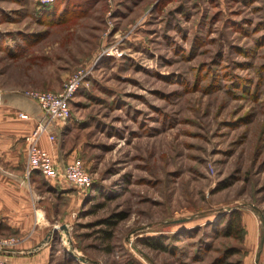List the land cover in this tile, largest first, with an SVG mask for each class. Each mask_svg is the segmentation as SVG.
Masks as SVG:
<instances>
[{
	"label": "rangeland",
	"instance_id": "rangeland-1",
	"mask_svg": "<svg viewBox=\"0 0 264 264\" xmlns=\"http://www.w3.org/2000/svg\"><path fill=\"white\" fill-rule=\"evenodd\" d=\"M43 1L0 0V88L86 73L62 141L97 190L49 193L37 250L0 220V263L264 264V0Z\"/></svg>",
	"mask_w": 264,
	"mask_h": 264
},
{
	"label": "crops",
	"instance_id": "crops-1",
	"mask_svg": "<svg viewBox=\"0 0 264 264\" xmlns=\"http://www.w3.org/2000/svg\"><path fill=\"white\" fill-rule=\"evenodd\" d=\"M41 117L35 100L22 91L0 88V220L18 235L34 238L35 243L42 242L55 223L57 211L49 193L74 202L83 198L81 190L63 177L51 179L38 171L27 174L24 139ZM72 122L71 118L67 123H52L49 133L56 136L54 141L48 133L39 138V145L61 167L76 154V148L67 149L62 141Z\"/></svg>",
	"mask_w": 264,
	"mask_h": 264
},
{
	"label": "built area",
	"instance_id": "built-area-1",
	"mask_svg": "<svg viewBox=\"0 0 264 264\" xmlns=\"http://www.w3.org/2000/svg\"><path fill=\"white\" fill-rule=\"evenodd\" d=\"M51 0H44L47 4ZM86 73L78 72L73 75L59 92L54 91H25L29 98L35 100L41 111L42 117L37 121L34 129L25 136L27 174L34 171L42 173L45 177L57 179L65 178L74 187L86 193L92 186L94 180L87 167L80 158H74L61 167L51 157V155L39 145V138L48 133L49 138L54 141L56 136L49 133L52 123L61 121L67 123L72 117L71 102L80 88ZM27 117L26 114H21ZM0 264H3L1 262Z\"/></svg>",
	"mask_w": 264,
	"mask_h": 264
},
{
	"label": "trees",
	"instance_id": "trees-1",
	"mask_svg": "<svg viewBox=\"0 0 264 264\" xmlns=\"http://www.w3.org/2000/svg\"><path fill=\"white\" fill-rule=\"evenodd\" d=\"M97 190V188L95 187L94 185V182L92 184V186L87 190V194H89L90 192H95ZM106 222H110L108 220H106ZM114 221H111L112 224ZM244 230L243 228V225H242V216H241V211L239 210H236V209H233L231 212H230V217H229V220L226 224V228H225V232L228 234V235H232V234H235V232H239V233H242ZM146 242H148V244L150 246H153V247H160L158 245H155L152 243V241H149L147 240ZM162 248H165L163 245L161 246Z\"/></svg>",
	"mask_w": 264,
	"mask_h": 264
},
{
	"label": "water",
	"instance_id": "water-1",
	"mask_svg": "<svg viewBox=\"0 0 264 264\" xmlns=\"http://www.w3.org/2000/svg\"><path fill=\"white\" fill-rule=\"evenodd\" d=\"M61 227L63 229H67V225L66 224H62ZM57 230V227H53L50 231V233L45 237L44 241H42L39 245H37L36 247H34L32 250H37L46 240H48L49 235L51 234V232H54ZM81 260H85L82 257H80Z\"/></svg>",
	"mask_w": 264,
	"mask_h": 264
}]
</instances>
